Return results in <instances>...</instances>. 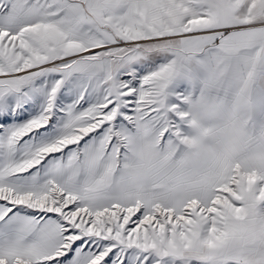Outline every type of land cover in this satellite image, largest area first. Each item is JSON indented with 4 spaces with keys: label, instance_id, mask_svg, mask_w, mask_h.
Masks as SVG:
<instances>
[{
    "label": "snow or ice",
    "instance_id": "snow-or-ice-1",
    "mask_svg": "<svg viewBox=\"0 0 264 264\" xmlns=\"http://www.w3.org/2000/svg\"><path fill=\"white\" fill-rule=\"evenodd\" d=\"M0 264H264V0H0Z\"/></svg>",
    "mask_w": 264,
    "mask_h": 264
}]
</instances>
